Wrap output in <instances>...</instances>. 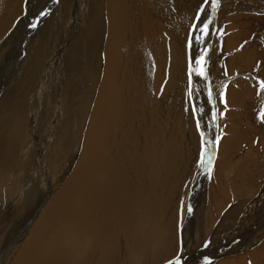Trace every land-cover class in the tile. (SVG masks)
<instances>
[{"label":"bare ground","instance_id":"obj_1","mask_svg":"<svg viewBox=\"0 0 264 264\" xmlns=\"http://www.w3.org/2000/svg\"><path fill=\"white\" fill-rule=\"evenodd\" d=\"M31 3L27 18L23 19L14 31L25 25L26 36L33 37L44 25V17L55 6L52 0H35V4ZM59 3L66 19L74 9L75 16L78 12L81 13L80 17H76V21L68 22V28L65 26L64 29L59 25L57 17L46 20L48 29L45 26V32L48 31V35L52 34L50 21L53 20L52 23L57 28L56 34L60 36L59 42L45 39L41 44L39 43L37 49L32 47L28 57H24V47L27 48L30 43V37H25L23 44L18 46L17 53L13 54L15 51L13 50L0 60V73L6 72L11 67L14 68L8 73L6 80L0 82V87L6 86L0 90V187L7 182L1 192H7L10 196L12 192L15 194L14 185L11 183L10 188L7 186L14 180L20 183L22 189L29 186L28 190H30L21 200L19 198L17 202L13 201V205L6 193L7 200L1 214L6 213L9 208L11 212L14 211L15 220L12 221L14 225L9 231L1 230L2 226H7V223L4 224L3 220L0 222V247L12 251L6 257V262L10 261L9 264H160L161 252L158 250L163 247L164 229L166 228L170 234L180 199L177 198L176 193L177 185L183 182L179 173H185L181 163L186 165L192 162V157H186V160L182 157L185 161L178 157L181 153V146L178 144H183L186 135L178 127L180 116L183 114L181 115L180 111H170L172 105L169 101L173 99L172 95L176 96L175 99L179 98L183 91L186 65L182 53L186 49V36L193 23L192 13L196 5L201 6L202 2L200 0H59ZM4 6L3 9L6 8ZM213 8L214 5L213 7L207 5L205 11H210L212 15ZM11 12L12 8H10ZM32 12L37 15V18H34L37 24L35 29H32ZM42 12L43 16L40 15ZM253 17L239 12L226 17L229 20H223L224 31L232 32L223 41L225 52H228L233 44L238 43L240 35L243 34L244 28L243 30L240 28L242 31L235 29L247 23L257 22ZM186 19L188 26L185 41L184 37L182 38L184 46L183 44L180 46L177 43L178 31L175 29L180 27L183 30ZM199 25L200 23L195 25L193 36L198 31ZM208 34L209 39L212 40L210 33ZM43 36L42 33L41 37ZM10 38L0 46V51L9 47ZM69 45H71V53L65 54L62 47ZM192 45L189 47L191 51L195 49ZM39 47L43 48V52L38 51ZM19 55L21 58H18ZM210 55L209 57L206 55V64L210 60L208 58L213 56ZM260 59L257 58V61ZM17 64L18 67L15 68ZM231 64L235 66L233 60L229 61L227 66ZM246 64L249 65L248 62ZM82 68L86 69L85 79L83 80L82 74V82H78ZM18 71L23 75L21 83H18ZM2 76L0 74V78ZM193 79L195 80L194 76ZM242 81L225 88L226 103L233 112L228 117L229 123L226 127L230 134L222 138L223 145L220 143L222 157L217 160L216 164L219 165L215 171L219 176L224 173L229 158L223 156L233 151L232 142L236 140L245 142L250 134L248 131V128H252L249 125L250 118L244 111L249 112L247 109L249 104L251 109L255 103L261 107V101L256 102L260 88L255 83L251 86L248 82ZM246 84L248 86H245ZM55 91L63 95L57 97L58 104L70 102L73 97L79 101L86 99L85 107L76 109L75 106L67 110L68 116L73 118L68 122H72L78 131L76 133L70 131L71 126L63 123L67 118L62 115V130L57 133L58 135L56 134L55 144L58 150L56 149L55 154L57 155L69 157L66 149L71 151V144L74 142L79 145L77 148L73 147L75 152L73 154L71 152V159L68 161L70 166L74 163L72 171L70 174L66 171L62 172L54 182L50 179L47 184L45 171H50L55 162L47 159V154L46 157L37 156L36 159L33 155V157L28 155L18 159L15 165L18 164L19 170L13 169L11 172L14 174L9 175L12 162L17 157L20 140H22L21 151L30 144L33 145L32 138L41 123V117L36 113L37 104H41L42 99L47 102L54 99L51 96ZM158 92L162 95L159 94L156 99ZM234 107L240 108L241 112L235 111ZM183 108H185L184 104ZM77 112L81 115L77 116L79 122L74 121ZM175 116L173 132L171 131V135L167 136L168 130L165 128L168 126L165 125L164 128L163 123L169 122L170 117L174 119ZM244 116L246 118L241 120L240 118ZM220 117L219 112L218 121ZM43 119V124H46L48 117ZM214 119L217 121L216 118ZM243 122H246V125ZM171 123L173 125L174 122ZM253 133L254 131L251 135ZM254 137L250 139L253 140ZM38 143L36 142L37 145ZM158 148H162L160 157L156 156ZM167 150L170 152L169 155ZM62 158L64 157H58L56 161ZM47 160L49 163L46 162ZM176 161L179 165L175 163ZM244 164L242 168L246 170L245 175H249L250 180V173L255 171L253 163L247 162L246 168ZM204 168L206 169L205 171L202 169V174L206 177L209 175L208 166ZM240 171L242 170L237 173ZM206 183L204 186L208 187H203V190L207 189L206 206H196L202 200H190L197 203L188 205L192 212L189 218L185 213L186 226L183 227V238L180 243L182 252L179 250L181 253L178 255L180 264H189L192 259H194L193 264H203L204 261L214 258L220 262L212 261L213 263L209 264H264V254H261L263 250L259 246L264 243V203H261L262 206L258 205L261 197L256 196L246 204L234 203L230 208L228 205L233 201L230 200L231 197L226 193V189L221 187L226 196H219L215 190V181L208 185ZM216 188L218 190V187ZM200 196L202 198V195ZM20 201L22 204L17 207ZM234 215L235 217H230ZM231 219L233 222L237 221L231 225L238 226L242 230V235L233 238L235 235L232 234L234 243L229 246L227 240L219 236L222 235L220 231L230 227ZM212 227L213 231L210 232ZM14 232L16 234L13 236ZM201 236L204 237L199 239ZM171 241L169 251L172 247ZM257 245L261 251L255 248ZM261 246L264 247V244ZM192 247H195L194 250L191 249ZM198 247L207 250L206 254L210 256L203 253V258L201 256L200 259L197 258L195 250ZM251 249L252 251L257 249L259 253L251 256V259L248 256L247 259L244 255ZM240 254H242L241 258L238 256Z\"/></svg>","mask_w":264,"mask_h":264},{"label":"rangeland","instance_id":"obj_2","mask_svg":"<svg viewBox=\"0 0 264 264\" xmlns=\"http://www.w3.org/2000/svg\"><path fill=\"white\" fill-rule=\"evenodd\" d=\"M8 1L9 0H4L6 5L3 2V0H1V2H0V7H1L0 8V10H1L0 11V18H1V20H0V46L9 37H11L10 38L11 43L7 49L4 48V50L0 51V60H3V58L6 55L10 54V52L13 50H15V51H13V54L17 53V51L19 50L18 46L23 44L25 37L26 38L30 37V43H29V46L27 48L24 47V55H23L24 57H28L30 55V53L32 52V49L34 47H35L34 49H37L38 46L45 39H47V40L53 39V40L59 42L60 36H57V34H56L57 28L52 23L53 20L50 21V24H51L50 30H53V32L51 31L52 34L48 35L47 34L48 31L45 32V26L47 24L46 20L49 19L50 17H52L53 19H55L57 17L59 19V25L60 26L62 25L61 27L64 29L65 26H67V28H68V26H69L68 22L76 21L77 18L81 16L80 12H78V14L75 16L74 15L75 9H74V10H72L73 12H71V13H69V15H67V19H66L65 15L63 13V9L61 7V4L59 3V0H52V3H54L55 7L52 8V11L50 13H47L48 15H46L44 17V21H43L44 28L42 26L36 32L37 33L36 35H35V33H32V35H35L33 37H31V35L26 36L27 34L25 33L26 32V26L25 25L20 28L21 30L18 29V31H16V32L14 30L16 29L18 24L23 19L27 18L28 11L31 9L30 3L32 2L31 4H33V2H34V4H35V0H10V2H8ZM45 1H49V0H45ZM200 1L202 2L201 6L197 4L196 8H194L195 10L192 13V14H194L193 18H192L193 23L189 28L187 36H186V30H187V26H188L187 25V23H188L187 19H186L185 28L183 30H181L180 27L176 28V25H175V28H176L175 30L178 31L177 37H179L177 43L180 46H182V44L184 46L183 42L185 41V36H186V42H185L186 49H184V51L182 53V56L185 59L186 70H185L184 77H183L184 82H185V83L183 82V84H182L183 91L179 97L181 99H179L178 97L175 99L174 97H176V96L172 95L171 97L173 99H170V101H169L172 105V107L170 106L172 109H170V108L169 109H170V111L174 110V112L180 111L181 115L183 114V116H180L181 125H179L180 124L179 123L178 127H179V129H181V131H183V133H186V135H185V139H183V144H178L179 146H181V153L179 154L178 157H181L182 160H183L182 157H184V159L186 157H192V159H191L192 162L190 161L186 165H185V163H181V167H183V170L185 171V173H183V172L179 173L181 176V181L183 180V182H182V184L180 182L177 185V189H178V191L176 192L177 198H180V199L178 200L177 212L175 211V214H176L175 218L176 219L175 218L173 219L174 221H173V225H172L170 234L166 230V228L164 229L165 239H163L164 240V243L162 244L163 247L162 248L160 247V249L158 250L159 252H161L160 258H161L162 262H160V264H169V263L172 264L171 262H174L178 258V255L182 252L180 243H182V238H183V236H182L183 227L186 226L185 215L188 214V218H189V214L192 213L191 208L188 205L189 204L192 205V203L196 205L197 202L196 203L190 202V200L193 201L195 199V200H202L196 206H198V207L206 206V204H207V198H206L207 197V189L203 190V187L204 188L208 187V186H204V184L206 182H207L206 184L208 185L213 180L215 181V186L218 187V190L216 187H215V190L217 193H219V196L225 195V193L222 191L221 187L226 189V193H228L229 197H231L230 200L233 201L232 204L228 205L230 208H232L234 203L238 204V203H244L245 202V204H246L249 200H252L256 196L258 198L261 197V200H260V202H258L259 203L258 205H260L261 203H264V129H259L258 127H255L256 130H254L253 128H248V131L250 134L248 136L246 135L248 138L246 137L245 142H242L240 140L233 141L232 142L233 143V147H232L233 151H231L229 153V155L227 154V155L223 156V157H229L226 161L227 166H226L224 173H222V175H220V176L215 174V173H217L215 171L217 170L218 165H219V164H216V162L220 157H222V155L220 153L222 151V145H223L222 144L223 143L222 138L224 136L230 134L229 130H227L226 127L229 123L228 117H230V113L233 112V110H232V108L230 109V107L226 103V89L225 88H227L228 86H230L231 84L234 83V82H231V80L236 81L234 84L241 82L242 80H243L242 82H245V83L248 82L249 84H251V86L254 85V83H255L260 88V91H259L260 93L258 94V98H256V102L260 103V101H261V107L257 106V110H253V112H252L250 104H249L248 108H247L249 110V112L247 113V111H244L245 115H249V118H250L249 125H251V122L254 118V115H255L254 112L255 111L257 112L260 108L263 109L264 88H262L261 85H258V83L256 82L255 79H258L259 81L261 80V83H264V73H262V68H264V66H263L264 65V23L263 24L261 23V22H264V0H216L215 5L213 4V0L212 1L207 0V2H205V0H200ZM2 5L3 6L5 5L4 7H6V8L3 9ZM207 5L210 7H211V5H212V7L214 5V8L212 9V15L210 14V11H205V9L207 8ZM78 6H79V4H78ZM78 6H77V8H78ZM10 8H12L11 13H10ZM77 8H76V10H77ZM5 10H7L8 12ZM228 10H231V11H228ZM239 12L245 13L247 15H251V17L254 16L253 20H257V22H253L252 24L247 23L246 25H243L244 27L243 26L237 27L238 29L236 28L235 29L236 31H242L244 28V30L242 32L243 34L240 35L239 42L233 44L232 48L228 52H225L223 41L226 38H228L227 35H230L232 32L231 31H224L225 30L224 29L225 23L223 20L228 19L226 17H229V16L234 15V14L239 13ZM32 13H31L32 14L31 15V21H33V24L34 23L36 24V19H34V18H37L36 17L37 15L34 12H32ZM198 23H200L198 31L193 36V29L195 28V25H197ZM35 28H37V24H36V27H32V29H35ZM46 28L48 29V26H46ZM42 33L44 34L43 38L41 37ZM208 33H210L212 40L209 39ZM13 36H16V37L13 38ZM183 37H184V41L182 40ZM192 38L196 39V40L193 42ZM19 40H21V41H19ZM197 40H198V42H197ZM15 43H16V45H15ZM190 45H192L193 46L192 48H195V49H192V51H191L189 48ZM67 47H65V48L62 47L64 49L65 54L66 53L68 54V52L71 53V49H70L71 45H69L68 50L65 51V49ZM210 49H211V51H209ZM38 51L43 52V48L39 47ZM217 51H218V53H216ZM210 52H212V54H213L212 57H211L212 54ZM261 53H262V55H261ZM65 54H64V56H65ZM259 54L262 57L259 56ZM206 55L208 57L210 55V57H211V58H208V59H210V60H208V64H206L207 61H205L207 58ZM58 56H60V55H58ZM18 58H21V56L19 55ZM257 58H261V59L257 61ZM193 60L196 62H193ZM231 60L234 61L235 66H234V64H231V65H229L230 66L229 67V66H227V63ZM261 60H262V62H261ZM243 61L248 62L249 65H247L246 62H243ZM16 63H17V61H16ZM236 66H237V68H236ZM252 66H253V68H252ZM17 67H18V64L15 65V68H17ZM11 68H9L6 72L4 71V72L0 73L3 75L2 78H0V82H3L4 80H6L8 73H10L14 70V68H12V69ZM229 68H231V69H229ZM260 68H261V70H260ZM153 69H154V71H156L155 67H153ZM233 69H236V71ZM193 70H195V71H193ZM85 71H86V69L82 68V72L79 74V77L77 79L78 82H82V77H81L82 74H83V80L85 79L84 78L85 77V73H84ZM151 71H152V69L149 70V72H151ZM18 73H19V76H18L19 82L18 83H21L23 75L19 71H18ZM193 76L195 77V80L193 79ZM195 81H197V82H195ZM197 86L199 87L198 89L196 88ZM245 86H248V85L246 84ZM4 88H6V86L0 87V90H3ZM159 94H161V93L158 92L156 99L158 98ZM60 95H62L61 92L55 91L51 96V98H54V99H52L49 102H47L45 99H42V101H40L41 104H39V103L37 104L38 107L36 108V113H38L39 116L41 117L40 118L41 123L37 127L36 132L34 133V136L32 138V141H33L32 144L33 145L30 144V146L27 147L26 149H24V151H21L22 140H20V142L18 144L19 148L17 149V153H16L17 157H15L13 162H12L13 165H11L9 175L11 173H12L11 175L14 174L13 172H11L13 169H14V171L19 170L18 164L15 165V163L18 161V159H20L22 157H28V155H30V157L33 155L35 157V159L37 156H39V157H42V156L46 157L47 156V159H49L51 162H52V160H53V162H55V165L52 168H50V171H48V170L45 171V177H47V184L49 183L50 179L52 180V182H54L57 179L58 175L61 174L62 172L66 171L67 173L70 174V171H72V167H74V163L70 166V162H68V161L71 159L70 158L71 152L73 154L75 152L74 148H77L79 145H76V143L74 142L73 144H71V146H72V149H70L71 151H68L69 149H66V152L68 153L69 157L66 155L61 156V155L55 154L56 149L58 150V147L55 144L56 143L55 140L57 139V135H58L57 133L62 130V127H61V122H62L61 116L62 115L67 118L63 121V123H67V125L69 127L71 126L69 128V129H71L70 131H72L73 133H76L78 131L76 129V127L73 126L72 122L71 123L68 122V121L72 120L73 118H70L68 116L67 110L69 109V107L77 106L76 109L83 107V106L85 107L86 99L83 98V100L79 101V99H76L73 97V99L70 102H64L63 104L62 103L58 104L57 99L60 97ZM62 97H63V95H62ZM212 100H213V102H212ZM183 104H184L185 108H183ZM54 106H57V107L54 108ZM65 109H66V111H65ZM193 109H195V112L193 111ZM233 109L237 112H241L240 108L234 107ZM262 109L260 110V112L262 111ZM202 110L204 113L200 112ZM219 112L221 115L220 121H218V113ZM203 114H204V116H203ZM77 116H81V115L78 114V112L74 115V121L75 122H79V119L77 118ZM256 116H257V114H256ZM43 117H48V121L46 124H43V122H44ZM51 117H53V118H51ZM182 117L184 118L183 120H182ZM201 117H203V118H201ZM204 117L205 118L207 117V119L205 120ZM213 117L216 118L217 121H215V119ZM210 118H211V121H210ZM243 118L245 119L246 116L241 117L240 119L243 120ZM175 120H176V116L174 117V119H173V117H170L169 122L163 123L164 128H165V125H166V127L168 126V128H169V129L165 128L168 130V135H167V133L165 135H167V136L171 135V133L173 132V126L176 123ZM52 121H53V123H52ZM171 121L174 122L173 125H172ZM201 121H202V123H201ZM204 121H206V122H204ZM213 121H215V123ZM243 123L246 125V122H243ZM219 126H220V128H219ZM59 127H60V129H59ZM44 128L47 131L43 130ZM69 129H68V131H69ZM39 130H40V132H39ZM48 130L51 133H49ZM167 130H164V131L166 132ZM44 131H45V133H44ZM253 131H254V133L251 135V133ZM187 133L189 134V136ZM218 134H219V136H218ZM43 135L46 137L44 138ZM252 136L253 137L255 136L253 138V140L250 139V138H252ZM47 139H49L50 141H48ZM46 141L49 143H47ZM36 142L37 143L40 142V143H38V145H37ZM41 143H42V145H41ZM38 147L40 149H38ZM207 148H209V149H207ZM211 148H213V149H211ZM240 149H242V153L240 152ZM30 152H31V154H30ZM161 152H162V148H158L157 152H156V156L160 157ZM32 153H34V154H32ZM167 153H168V155L170 154V152L168 150H167ZM39 154H41V155H39ZM223 154H226V152H223ZM207 155H208V157H207ZM58 157H64V158L56 161V158H58ZM242 157H245V159H242ZM63 159H65V160H63ZM208 159H210V160H208ZM239 159H242V161H239ZM185 160H183V161H185ZM208 161L210 164H208ZM246 161L249 164L253 163V165H252L253 169L255 171L256 170L258 171V172L256 171V173H255V171H252L253 173L252 172L250 173V178H251L250 180H249V175L248 176L245 175L246 170H244V168H242L243 167L242 164H244ZM46 162L49 163L48 160ZM175 163H177V165H179L178 161H176ZM246 163L244 164L245 168H246ZM206 165L208 166L207 170L208 171L210 170V171L207 172V173H209V175H206V177H204L205 175L202 174V169L205 171L204 166H206ZM256 166H257V168H256ZM228 168H229V170H228ZM240 169L242 171L237 173V171H239ZM50 176H52V177H50ZM53 178H54V180H53ZM205 178H206V180H205ZM14 179H16V178H14ZM235 182H237V183H235ZM5 183L7 184V182H5ZM5 183L3 185H1V187H0V218H1L0 222L3 220L4 224L7 223L6 224L7 226H5V225L2 226L1 230L9 231L10 227L12 228L14 225L12 223V221L15 220V217H14V211L12 210V212H11L9 208L7 209L6 213H3V215L1 214L3 211L2 207H3V205H5L4 203L7 200V198H6L7 192H3V193L1 192L2 188L4 186H6ZM11 183H12V185H14L15 194H14V192H12L13 195L11 194V196L9 193H7V194L11 198L10 203H12V205H13V203L17 202L19 198L21 200L23 197H25L27 195V192L30 190H28L29 186H28V188L26 187V189H22L20 187V183L17 180L10 181L9 184L7 185L8 188H10ZM180 185H181V187H180ZM200 195H202L203 199L201 198ZM178 196H180V197H178ZM229 197L227 198V200L229 199ZM21 204H22V201H20L17 204V207H20ZM176 204H177V202H176ZM176 204L174 206H176ZM195 205H193V206H195ZM261 206H262V204H261ZM193 214H192V216H193ZM9 216H10V218H9ZM230 217L233 218V217H235V215L230 216ZM7 218H8V220H7ZM235 222H237V221H235ZM235 222H233V220L231 219V222L229 223L230 227H227L226 228L227 230L225 229V230L220 231L222 233V235L220 234L219 237L227 240V243L229 246H230V244L234 243L233 238L239 237L242 235V230L239 229L238 226L232 227ZM231 224H233V225H231ZM234 228H236L235 232H234ZM212 231H213V227L211 228L210 232H212ZM225 232H227V233H225ZM15 234H16V232H14L12 235L14 236ZM232 234L235 235V236H233V238H232ZM173 235H174V238H173ZM203 237L204 236H201L199 239H202ZM170 241L172 243V247L169 251L168 248L171 245ZM262 244H264V243H262ZM261 245H259V246L261 247V249L263 251L259 250L260 247H258V245L255 248H257V249L259 248L258 250L261 251V254H264V249H263L264 247H262ZM194 248L195 247H192L191 249L194 250ZM257 249H255L254 251H252L253 249H251V251L253 253L251 251L247 250L248 254L246 252V255H244V256L247 257V259L249 256V258L251 259L255 254L259 253V251ZM1 250H2V252H1ZM3 252L5 253L6 256L4 255ZM10 252H12V251L11 250L9 251L7 249L3 250L0 247V264H9L10 261L6 262V257ZM206 252H207V250L201 249L200 247L196 248V250H195V254L197 255V258H199V259L201 257L203 258V256H204L203 253L209 257L210 255L206 254ZM249 252H251V253H249ZM238 256H239V258H241L240 256H242V254H240ZM212 261H214V263L220 262L214 258L213 260H210V261L209 260H207L206 262L204 261L203 264L213 263ZM222 261H225V260H222ZM193 263H194V259H192V261L189 264H193Z\"/></svg>","mask_w":264,"mask_h":264},{"label":"crops","instance_id":"obj_3","mask_svg":"<svg viewBox=\"0 0 264 264\" xmlns=\"http://www.w3.org/2000/svg\"><path fill=\"white\" fill-rule=\"evenodd\" d=\"M235 80H236V79H235ZM231 82H234V83H235L236 81H233V80H231ZM234 83H233V84H234ZM251 110H252V112H253V110H257V104H256V103H255V104H253V106H252V109H251ZM250 126H251V127L254 129V130H256V128H255V127H253V124H252V125H250Z\"/></svg>","mask_w":264,"mask_h":264},{"label":"snow or ice","instance_id":"obj_4","mask_svg":"<svg viewBox=\"0 0 264 264\" xmlns=\"http://www.w3.org/2000/svg\"><path fill=\"white\" fill-rule=\"evenodd\" d=\"M205 2H207V0H205ZM215 2H216V0H213V4H214V5H215ZM40 15L43 16L44 13L42 12ZM32 26H33V27H36V24L34 23ZM261 87L264 88V83H261ZM193 111L195 112V109H193Z\"/></svg>","mask_w":264,"mask_h":264},{"label":"water","instance_id":"obj_5","mask_svg":"<svg viewBox=\"0 0 264 264\" xmlns=\"http://www.w3.org/2000/svg\"><path fill=\"white\" fill-rule=\"evenodd\" d=\"M175 264H179V261L177 263H175Z\"/></svg>","mask_w":264,"mask_h":264}]
</instances>
